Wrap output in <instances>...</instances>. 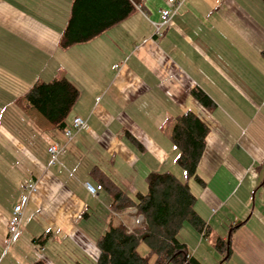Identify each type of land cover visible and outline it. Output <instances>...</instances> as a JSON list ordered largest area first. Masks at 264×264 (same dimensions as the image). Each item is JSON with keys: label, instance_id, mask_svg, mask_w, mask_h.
<instances>
[{"label": "crops", "instance_id": "0c3cea01", "mask_svg": "<svg viewBox=\"0 0 264 264\" xmlns=\"http://www.w3.org/2000/svg\"><path fill=\"white\" fill-rule=\"evenodd\" d=\"M178 1L161 36L154 23L166 0H142L98 36L62 47L74 0H0V250L15 204L29 196L11 259L20 249L47 264L80 252L96 259L99 234L87 225L96 214L105 230L110 220L140 225L134 207L111 211L98 172L133 198L152 172L185 178L172 134L178 115L191 111L209 127L198 167L205 184L190 180L209 230L184 227L179 237L201 264H264V0ZM64 78L79 90L68 124H89L70 141L25 98L35 83ZM53 143L67 146L54 164ZM219 237L227 253L217 249Z\"/></svg>", "mask_w": 264, "mask_h": 264}, {"label": "trees", "instance_id": "16d2710c", "mask_svg": "<svg viewBox=\"0 0 264 264\" xmlns=\"http://www.w3.org/2000/svg\"><path fill=\"white\" fill-rule=\"evenodd\" d=\"M142 0H74L71 17L62 38L61 46L68 47L91 40L129 16ZM198 99L210 106L211 100L202 93ZM79 97L78 88L68 79L37 82L26 93L31 108L38 110L54 127L63 132L69 126V114ZM172 140L179 150L177 163L185 170L180 178L170 171L152 172L147 177V190L133 198L121 186L102 172H98L100 185L112 198L111 211L124 212L130 207L143 217L140 225L129 228L124 222L109 221L108 229L95 240L100 254L96 259L86 253L58 255L63 264H201L179 235L185 224L197 233L207 234L209 227L197 211V197L190 180L204 185L198 172L206 148L208 125L191 111L178 115ZM43 245L44 235L34 237ZM141 243L148 246V254H141ZM216 247L227 253L228 241L216 240ZM31 264H47L39 258Z\"/></svg>", "mask_w": 264, "mask_h": 264}, {"label": "built area", "instance_id": "2783aa9c", "mask_svg": "<svg viewBox=\"0 0 264 264\" xmlns=\"http://www.w3.org/2000/svg\"><path fill=\"white\" fill-rule=\"evenodd\" d=\"M168 5L167 8L161 11V19L158 22L154 23L155 32L154 35L156 37L163 35L164 27L170 22L173 15L176 13L178 8L181 5V2L178 0H166ZM89 128V124L86 119L82 117H75L71 125H69L65 131L64 136L67 141H70L74 138L75 133L81 130H87ZM67 151L66 145H60L57 143H53L48 147V152L51 155V163H56L59 160V157L65 154ZM85 187L91 194H96V188L93 184L89 181L85 182ZM26 188L28 191L36 192L37 187L35 183H28L26 184ZM29 196L23 195L20 201L15 204L12 214L8 221V236H7V246L10 247L11 245L16 244L23 236V216L25 212V206L28 203ZM36 250H40L38 246H35Z\"/></svg>", "mask_w": 264, "mask_h": 264}, {"label": "rangeland", "instance_id": "374dc122", "mask_svg": "<svg viewBox=\"0 0 264 264\" xmlns=\"http://www.w3.org/2000/svg\"><path fill=\"white\" fill-rule=\"evenodd\" d=\"M100 217L101 216H99V214L98 215L96 214V216H94L92 222L91 223H87V225L90 224V227L89 228L92 229L93 232L98 233V234H101L105 230V228H106L105 227V224L103 223L105 221L102 220ZM23 226L27 227L26 224H23ZM184 227L187 230L193 231L192 226L190 224H188V223H186ZM140 245L141 246H140V248H138V251H139V253H141V254L144 255L145 254L144 253L145 252L144 251V248L146 250L148 248H147L146 244H144V243H141ZM20 246H21V243H20ZM38 247H40V245H38ZM5 249H4V251H3V249L0 250V264H1V261H2V257H4V259H5L2 264H6L8 262V260L9 261L11 260V263L12 262H15V260L20 261L21 258H22V260L23 259H26V260H34V261H36V260L39 259V256L37 254H34L32 252H28V251H25V250H22V249L18 250V252H17V254H19L18 255L19 256V259H16L14 257H13L14 259H11V256H13L12 249L9 250V247L6 250ZM50 252H53V248H50ZM210 261H211L210 259L207 260L206 261V264H212V261L211 262ZM25 264H28V263H25ZM169 264H175V263L174 262H171Z\"/></svg>", "mask_w": 264, "mask_h": 264}]
</instances>
